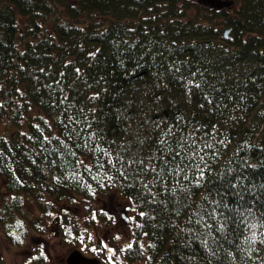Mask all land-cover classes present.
<instances>
[{
	"label": "trees",
	"instance_id": "trees-1",
	"mask_svg": "<svg viewBox=\"0 0 264 264\" xmlns=\"http://www.w3.org/2000/svg\"><path fill=\"white\" fill-rule=\"evenodd\" d=\"M227 1L0 0L13 245L117 191L132 263L264 264V0Z\"/></svg>",
	"mask_w": 264,
	"mask_h": 264
},
{
	"label": "rangeland",
	"instance_id": "rangeland-1",
	"mask_svg": "<svg viewBox=\"0 0 264 264\" xmlns=\"http://www.w3.org/2000/svg\"><path fill=\"white\" fill-rule=\"evenodd\" d=\"M2 128L1 124L0 130ZM262 131L264 134V127ZM4 193L0 187V201ZM97 204L98 211L92 223L86 222V211L76 207L69 214L76 220L74 226L79 227H63L58 215L49 224L52 226L51 233L37 227L36 231L30 230L29 236L20 245H13L0 228V264H70L68 255L75 250L92 256L91 264H142L141 261L132 263L124 254L131 243L130 231L136 217L132 200L116 191L104 196ZM26 208L34 213L31 206ZM123 211L129 222L122 216ZM40 255L42 258H39Z\"/></svg>",
	"mask_w": 264,
	"mask_h": 264
},
{
	"label": "water",
	"instance_id": "water-1",
	"mask_svg": "<svg viewBox=\"0 0 264 264\" xmlns=\"http://www.w3.org/2000/svg\"><path fill=\"white\" fill-rule=\"evenodd\" d=\"M216 1V2H215ZM211 2L215 3L217 7L220 6H226L229 2L227 0H211ZM232 35V27L227 26L223 32V36L225 38H229ZM209 42H213V40H209ZM123 217L127 222H129V218L126 216V214L123 212ZM68 262L70 264H78L80 261H82L84 264H90L91 263V258L83 255L80 250H75L73 251L70 255H68Z\"/></svg>",
	"mask_w": 264,
	"mask_h": 264
},
{
	"label": "flooded vegetation",
	"instance_id": "flooded-vegetation-1",
	"mask_svg": "<svg viewBox=\"0 0 264 264\" xmlns=\"http://www.w3.org/2000/svg\"><path fill=\"white\" fill-rule=\"evenodd\" d=\"M211 4H213L212 2H210ZM78 264H83V262L82 261H80Z\"/></svg>",
	"mask_w": 264,
	"mask_h": 264
}]
</instances>
